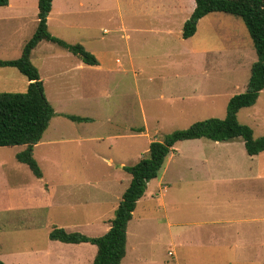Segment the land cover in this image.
<instances>
[{
	"label": "rangeland",
	"instance_id": "374dc122",
	"mask_svg": "<svg viewBox=\"0 0 264 264\" xmlns=\"http://www.w3.org/2000/svg\"><path fill=\"white\" fill-rule=\"evenodd\" d=\"M5 6L0 58L17 59L37 29L38 0ZM53 7L56 14L69 11L48 22L49 31L84 45L100 64H86L47 40L33 51L56 114L34 147L42 178L17 159L25 145L0 147V259L6 264H92L95 244L52 240L50 232L105 234L132 179L122 165L137 163L153 140L224 118L230 98L246 91L258 58L244 19L234 14L210 13L184 38L194 0H54ZM11 70L18 83H1L0 92H25V75ZM238 117L255 137L264 136V90ZM158 180L168 187L160 186L157 200L138 202L121 264H235L239 258L264 264V151L249 155L241 137L180 141L149 191ZM214 228L230 232L221 240L202 234ZM249 230L251 248L242 246Z\"/></svg>",
	"mask_w": 264,
	"mask_h": 264
},
{
	"label": "trees",
	"instance_id": "16d2710c",
	"mask_svg": "<svg viewBox=\"0 0 264 264\" xmlns=\"http://www.w3.org/2000/svg\"><path fill=\"white\" fill-rule=\"evenodd\" d=\"M195 7L183 26L184 38L197 32L199 21L213 12H226L244 19L253 40L257 60L252 64L251 76L246 91L233 95L227 105L224 118L209 117L165 135L162 140H153L148 153L134 165L124 169L132 174L130 185L122 195L109 230L99 237L80 232H69L65 228H54L49 236L65 243H92L97 253L92 264H121L127 254L129 222L133 219L138 201L145 195L148 183L160 175L169 154L178 142L208 138L214 141H229L237 137L244 140L251 156L264 151V136L255 137L253 128L239 120L238 113L244 107L256 104L264 90V0H194ZM10 0H0L5 6ZM38 26L26 42L22 55L17 59H0V67H15L30 81L25 92H0V147L25 145L16 154L17 159L27 164L33 173L43 177V170L34 156V147L49 128L56 111L49 101L40 70L32 62V52L41 41L55 42L78 55L86 64L99 65L100 61L82 44H71L49 31L48 17L53 0H39ZM74 121H91V117L67 114ZM0 264H6L0 259Z\"/></svg>",
	"mask_w": 264,
	"mask_h": 264
},
{
	"label": "crops",
	"instance_id": "0c3cea01",
	"mask_svg": "<svg viewBox=\"0 0 264 264\" xmlns=\"http://www.w3.org/2000/svg\"><path fill=\"white\" fill-rule=\"evenodd\" d=\"M39 1V0H38ZM54 1V0H53ZM10 3H11V0H10ZM9 3V4H10ZM5 7H7V9L6 10H10V11H13V12H15L16 10L14 9V7L15 6H5ZM19 10H21V8H18ZM68 11H69V9H66V8H62L61 10H59V13L58 14H56L57 12H55V10H54V7H52V10H51V12H50V14H49V17H48V22L50 23V21L51 20H53V19H57V17H65L66 15H67V13H68ZM169 11H173V8L172 9H169ZM20 13V14H19ZM39 13V12H38ZM38 13H36L37 14V16L36 17H38ZM16 14L17 13H15V16H16ZM18 15H20L19 17L20 18H24V17H26V16H23V12H18ZM60 19V18H59ZM38 21H39V18H38ZM128 36V35H127ZM42 42V41H41ZM40 42V43H41ZM39 43V44H40ZM38 44V45H39ZM38 47V46H37ZM35 50V49H34ZM33 50V51H34ZM32 54H33V52H32ZM0 59H4V58H0ZM31 59H32V57H31ZM13 67H0V84L1 83H12V85H14L15 86V84L16 83H18V81H17V76H16V74L14 73V70H11ZM15 68V67H14ZM41 71V70H40ZM40 74H41V72H40ZM24 79H26V80H22L23 82H22V84H20V85H22V89L24 90H27V88H28V85L30 84V81L27 79V77L26 76H24L23 77ZM41 78H42V76H41ZM51 124V123H50ZM50 126V125H49ZM45 134V133H44ZM44 137V136H43ZM43 140V139H42ZM41 140V141H42ZM40 141V142H41ZM39 142V143H40ZM38 143V144H39ZM37 145V144H36ZM35 145V146H36ZM171 154L173 155V151L171 152ZM124 166L125 165H122V167L124 168ZM44 176V175H43ZM159 177V176H158ZM157 177V178H158ZM132 180V179H131ZM153 180V179H152ZM130 185V184H129ZM128 185V186H129ZM128 186L126 187V189L128 188ZM149 186H150V182L148 183V187H147V190H146V193H145V195L138 201V202H140V203H143L144 205L147 203L148 204V202H150V201H153V200H157L156 199V197H157V190L160 188V186L161 187H164V188H167L168 187V184L166 183V182H162V181H160V180H158V183H156L155 185H153V187L152 188H150V191H149ZM125 189V190H126ZM125 190H124V192H125ZM123 192V193H124ZM122 199V198H121ZM110 226H111V222H110V224H109V226H108V228H110ZM199 228H201V225L200 224H198V225H196V226H194L193 227V229L194 230H196V229H199ZM109 230V229H108ZM203 230H205V231H202V234L204 235V236H209V237H214V236H216V238L215 239H217V240H221V239H224V237L226 236V232H230V231H227V230H223L222 228H220V229H216V228H214V229H203ZM238 232H241L240 230L238 231ZM249 232V239L248 240H245L244 242H243V244H242V246L244 247H247V246H249L250 248L252 247V242H253V240L251 239V237H252V232L249 230L248 231ZM223 233H225V236H222V234ZM245 233H247L246 231H245ZM195 234L197 235V233L195 232ZM247 238V237H246ZM213 240V239H212ZM237 247V246H236ZM240 259V258H239ZM235 260V264H252V263H255V261H252V260ZM255 264H257V263H255Z\"/></svg>",
	"mask_w": 264,
	"mask_h": 264
}]
</instances>
